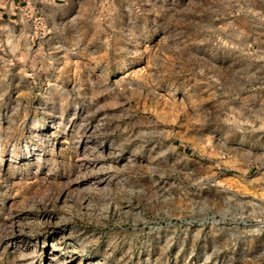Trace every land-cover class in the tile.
<instances>
[{"label":"rangeland","instance_id":"obj_1","mask_svg":"<svg viewBox=\"0 0 264 264\" xmlns=\"http://www.w3.org/2000/svg\"><path fill=\"white\" fill-rule=\"evenodd\" d=\"M0 19V264H264V0H74Z\"/></svg>","mask_w":264,"mask_h":264},{"label":"crops","instance_id":"obj_2","mask_svg":"<svg viewBox=\"0 0 264 264\" xmlns=\"http://www.w3.org/2000/svg\"><path fill=\"white\" fill-rule=\"evenodd\" d=\"M74 0H0V19L16 20L34 18L36 21L44 14L45 7H67Z\"/></svg>","mask_w":264,"mask_h":264}]
</instances>
